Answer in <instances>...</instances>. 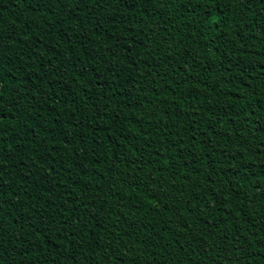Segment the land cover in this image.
I'll return each instance as SVG.
<instances>
[{"label":"trees","instance_id":"1","mask_svg":"<svg viewBox=\"0 0 264 264\" xmlns=\"http://www.w3.org/2000/svg\"><path fill=\"white\" fill-rule=\"evenodd\" d=\"M0 264H264V0H0Z\"/></svg>","mask_w":264,"mask_h":264},{"label":"snow or ice","instance_id":"2","mask_svg":"<svg viewBox=\"0 0 264 264\" xmlns=\"http://www.w3.org/2000/svg\"><path fill=\"white\" fill-rule=\"evenodd\" d=\"M3 117L2 116H0V119H2Z\"/></svg>","mask_w":264,"mask_h":264}]
</instances>
